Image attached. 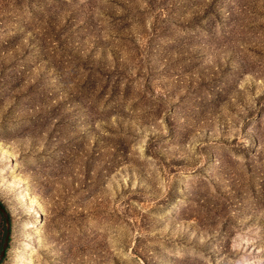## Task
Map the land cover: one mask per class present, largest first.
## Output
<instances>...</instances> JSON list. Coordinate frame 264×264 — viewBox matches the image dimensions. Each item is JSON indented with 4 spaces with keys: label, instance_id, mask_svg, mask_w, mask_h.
I'll list each match as a JSON object with an SVG mask.
<instances>
[{
    "label": "rangeland",
    "instance_id": "374dc122",
    "mask_svg": "<svg viewBox=\"0 0 264 264\" xmlns=\"http://www.w3.org/2000/svg\"><path fill=\"white\" fill-rule=\"evenodd\" d=\"M0 204V264H264V0H0Z\"/></svg>",
    "mask_w": 264,
    "mask_h": 264
},
{
    "label": "water",
    "instance_id": "95a60500",
    "mask_svg": "<svg viewBox=\"0 0 264 264\" xmlns=\"http://www.w3.org/2000/svg\"><path fill=\"white\" fill-rule=\"evenodd\" d=\"M0 211L3 212V209L0 208ZM6 221H7V217H5ZM8 239H9V231H8V228H7V231L5 233V239H4V244L2 246V249H1V252H0V258H3L4 255H5V250H6V246L8 244Z\"/></svg>",
    "mask_w": 264,
    "mask_h": 264
},
{
    "label": "trees",
    "instance_id": "16d2710c",
    "mask_svg": "<svg viewBox=\"0 0 264 264\" xmlns=\"http://www.w3.org/2000/svg\"><path fill=\"white\" fill-rule=\"evenodd\" d=\"M0 208H2V205L0 204Z\"/></svg>",
    "mask_w": 264,
    "mask_h": 264
}]
</instances>
